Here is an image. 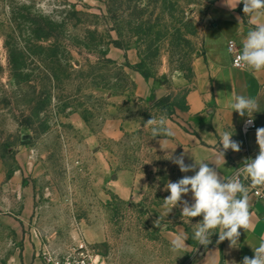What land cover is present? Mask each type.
<instances>
[{"label": "rangeland", "instance_id": "rangeland-1", "mask_svg": "<svg viewBox=\"0 0 264 264\" xmlns=\"http://www.w3.org/2000/svg\"><path fill=\"white\" fill-rule=\"evenodd\" d=\"M219 1L0 0V264L83 238L100 264H189L216 243L159 211L181 171L145 122L182 123ZM124 172L149 177L143 200L117 193Z\"/></svg>", "mask_w": 264, "mask_h": 264}, {"label": "crops", "instance_id": "crops-1", "mask_svg": "<svg viewBox=\"0 0 264 264\" xmlns=\"http://www.w3.org/2000/svg\"><path fill=\"white\" fill-rule=\"evenodd\" d=\"M239 8L240 4L231 9L226 0H220L214 6L210 14V25L203 36V56L195 63L194 78L188 85L187 111L183 121L171 126L175 136L158 140L153 148L156 153L167 156H178L186 150V164L193 163L194 158L197 161L204 160L211 167L216 165L225 179L242 166L245 159L254 158L258 154L256 129L264 127V71L253 72L233 67L232 57L228 52L230 41L236 42L241 50L242 42L255 24ZM236 95L251 97L258 104V112L253 114L257 128L247 134L243 133L242 127L248 117H241L231 108ZM225 131L233 133L232 139L240 143L241 150L233 152L229 149L225 153L224 162L217 157L219 141ZM193 174L180 172L178 179ZM117 185V193L121 198L141 201L149 190L150 180L145 174L124 172ZM165 185L159 190L163 203L164 198L170 195L165 190ZM256 191L264 196V187H250V210L254 215L250 229L247 232L240 229L239 247L230 248L227 240L212 244L198 251L189 264H232L233 261L241 264L243 257L254 256L251 246H257L260 238L264 237V198L257 195ZM182 199L192 202L191 194ZM159 211L164 216L181 214L180 207L171 210L165 203ZM34 264L41 263L36 260Z\"/></svg>", "mask_w": 264, "mask_h": 264}, {"label": "clouds", "instance_id": "clouds-1", "mask_svg": "<svg viewBox=\"0 0 264 264\" xmlns=\"http://www.w3.org/2000/svg\"><path fill=\"white\" fill-rule=\"evenodd\" d=\"M243 4V13L249 17L250 22H255L254 27L248 31L242 42L238 55L242 67L253 71H264V0H226V4L235 9L238 4ZM234 4V6H233ZM231 51V50H230ZM233 111L241 117L247 116L246 126L253 123V114L258 112L257 101L245 95H236L231 104ZM232 111V112H233ZM152 127L154 138L158 136L173 137L175 132L166 125V120L161 117L158 121L150 118L145 122ZM233 133L225 131L221 135L217 159H223L225 153L231 149L233 152L241 150L240 143L232 139ZM256 143L259 152L254 158H247L242 166L225 179L217 166L211 167L204 160L185 163L188 151L178 156L169 155L168 159L179 166L184 175L175 182L168 181L165 190L170 193L164 198L165 206L181 208V216L187 218L202 217L195 223L192 239L199 245L207 247L212 243L211 237L218 233L217 244L229 241L230 248L239 247L240 229L247 232L252 225L253 213L250 208L249 190L255 187H264V127L256 129ZM248 183H245V182ZM191 194L190 203L182 199ZM182 238L173 241V249L182 246ZM253 257L245 256L241 264H264V237L260 238L257 246L252 247ZM232 264H236L235 261Z\"/></svg>", "mask_w": 264, "mask_h": 264}, {"label": "built area", "instance_id": "built-area-1", "mask_svg": "<svg viewBox=\"0 0 264 264\" xmlns=\"http://www.w3.org/2000/svg\"><path fill=\"white\" fill-rule=\"evenodd\" d=\"M240 51L241 50L238 48L236 42L230 41L228 43V52L232 57L233 67L237 69H246L239 63L238 55ZM256 128L257 126L254 121L251 126H246L245 122L242 127V131L244 134H247ZM255 193L261 197L263 196L259 191H256ZM42 258L44 264H100V262L97 260V256L94 254L93 249L84 238L80 239L74 245V247L65 253L44 251Z\"/></svg>", "mask_w": 264, "mask_h": 264}]
</instances>
